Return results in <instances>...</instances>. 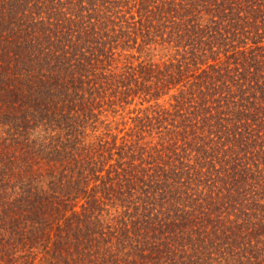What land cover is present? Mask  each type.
Returning <instances> with one entry per match:
<instances>
[{
  "label": "trees",
  "instance_id": "obj_1",
  "mask_svg": "<svg viewBox=\"0 0 264 264\" xmlns=\"http://www.w3.org/2000/svg\"><path fill=\"white\" fill-rule=\"evenodd\" d=\"M0 264H264V0H0Z\"/></svg>",
  "mask_w": 264,
  "mask_h": 264
},
{
  "label": "rangeland",
  "instance_id": "obj_2",
  "mask_svg": "<svg viewBox=\"0 0 264 264\" xmlns=\"http://www.w3.org/2000/svg\"><path fill=\"white\" fill-rule=\"evenodd\" d=\"M133 108H134L133 106H132V107H129L130 110H132ZM120 113H122V115H125V114L127 113V111L124 112V113H123V112H120ZM120 117H121V116H117V117H115V119L111 117V120H115V121H117Z\"/></svg>",
  "mask_w": 264,
  "mask_h": 264
}]
</instances>
